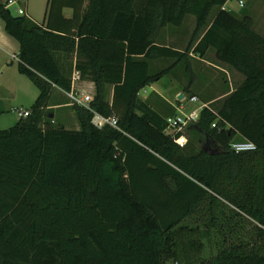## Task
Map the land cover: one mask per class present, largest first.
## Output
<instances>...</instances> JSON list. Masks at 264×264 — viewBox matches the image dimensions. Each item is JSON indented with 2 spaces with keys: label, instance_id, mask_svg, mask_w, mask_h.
Segmentation results:
<instances>
[{
  "label": "trees",
  "instance_id": "1",
  "mask_svg": "<svg viewBox=\"0 0 264 264\" xmlns=\"http://www.w3.org/2000/svg\"><path fill=\"white\" fill-rule=\"evenodd\" d=\"M227 1L47 0L38 23L0 0L17 70L38 89L0 130V264H264V35ZM187 16L185 48L157 43ZM190 52L241 80L179 146L139 92L175 68L191 79ZM157 58L168 64L152 71ZM74 72L94 84L88 107L67 100ZM55 106L79 128L56 123ZM243 140L255 148L235 152Z\"/></svg>",
  "mask_w": 264,
  "mask_h": 264
},
{
  "label": "rangeland",
  "instance_id": "2",
  "mask_svg": "<svg viewBox=\"0 0 264 264\" xmlns=\"http://www.w3.org/2000/svg\"><path fill=\"white\" fill-rule=\"evenodd\" d=\"M238 1L239 0H228V3H226L225 6L238 12L240 15H242L246 11L248 17L251 20L252 26L259 33L264 35V0H240L243 2L242 6L238 4ZM45 2L46 0H26V2L21 3L19 6L24 9L25 7L28 9V14H30V16H27H29L30 18H38V16H41L44 11ZM12 13L16 14L13 10ZM193 27L194 18L192 16H187L181 27L173 28L172 37H174V42H177L175 40H182L183 37H185L184 39H186V35H190ZM180 46L183 45L181 44ZM15 54H17V52H15ZM6 57L7 59L9 58L7 55ZM6 57L0 56V130L9 128L10 126L14 125L18 120L16 110L30 109L31 105L38 95V89L34 86L30 79L26 75L20 74L17 71V61L12 60L11 63L10 61L6 62ZM204 59L208 60L209 63L212 62L215 65L221 66L228 72V74H224V72H220V70L214 68L217 72L213 70L210 73V78L212 75H214L215 77L214 85L220 86V81L222 80L223 76L220 73H223L227 78V80H225L226 83H228L229 86L234 87V84L237 82L236 79L238 78L237 72L228 69L224 64H221L219 61H217L213 52H208ZM199 63H201L203 67L202 73H205L206 75L209 74L208 69L210 68V66H207L208 64L206 65L204 64V62ZM208 78V76L199 75V81L197 85L206 83L205 80ZM74 88L75 90H83L85 93L92 96L94 94V90L89 86H85V84L76 83ZM221 88L222 90H224V85ZM219 91L220 89H218V92ZM201 94L202 96H204L206 92H202ZM58 95L59 97H66L63 93H60ZM67 100L69 102L71 101L68 98ZM200 104L202 103L198 99V102L192 105L190 103V105L183 109L189 111L199 106ZM57 107L58 106H55V109H53L55 122L62 124L67 129H78L79 123L74 111L70 107ZM185 133L188 134V130H186ZM211 251L212 247H210L209 243L206 242L204 254L209 255Z\"/></svg>",
  "mask_w": 264,
  "mask_h": 264
},
{
  "label": "crops",
  "instance_id": "3",
  "mask_svg": "<svg viewBox=\"0 0 264 264\" xmlns=\"http://www.w3.org/2000/svg\"><path fill=\"white\" fill-rule=\"evenodd\" d=\"M47 2V0H46ZM46 2H45V8L41 16H38V18H33L34 21L40 23L44 20L45 16V9H46ZM228 3V1H227ZM24 12L28 14V9L25 7ZM62 13L66 16L69 17L72 13L71 8H63ZM177 30V29H176ZM172 32L173 29L170 30L168 27H164L163 29L160 30L157 43L163 44V45H172L175 47H178L179 49L185 48L187 41L189 39V36H187L186 39L185 37L182 38V40H175L177 41L176 43L174 42V37H172ZM183 46H180V45ZM15 52H18V43L11 38L3 28V22L0 19V56L6 57V55L9 57L7 59L6 57V62L10 61L12 62L11 55H16ZM189 57L191 58V70H192V77L191 79L188 78V74L183 67L181 68H175L172 70L167 71L160 79L157 81H154L148 86H145L142 88L139 92V97L141 100L146 101L148 105L155 110L158 114H160L162 117H169L171 114H173L175 111L176 113L178 112V109L185 108L190 103L184 101V98L187 97L188 95H196L199 101L202 104H208L216 99H219L224 96V91H231L233 87L229 86L228 83H226L225 80L227 78L225 77V73L228 74L227 70L223 69L221 66L215 65L214 63H209L208 60H205L204 58H199L197 55L193 53H189ZM17 61V60H15ZM199 62H204V64H208L207 67L209 74L202 73L203 67L202 64ZM168 63L164 61L161 58H157L154 60H151V70L152 71H159L162 70L166 67ZM212 66V67H211ZM213 68V69H212ZM220 70V73L222 74V80L220 81V86L222 87L224 85V90L219 85H214V75L211 76L210 78V73L211 71H216V69ZM18 71V70H17ZM217 72V71H216ZM238 74V73H237ZM199 75H205L208 76L209 78L205 80L206 83L203 84H198L199 81ZM236 79V78H235ZM241 80L240 74H238V78L236 79L237 82ZM85 84V86H89L94 90V84L90 81L87 80H81L77 79L74 80L73 84ZM208 83V84H207ZM220 87V88H219ZM218 89L220 91L218 92ZM210 91V92H209ZM202 92H206L204 96H202ZM211 93V94H209ZM179 94L183 95V98L180 100H177V96ZM111 94L109 95L110 98ZM194 103H191V105ZM68 109V108H67Z\"/></svg>",
  "mask_w": 264,
  "mask_h": 264
},
{
  "label": "built area",
  "instance_id": "4",
  "mask_svg": "<svg viewBox=\"0 0 264 264\" xmlns=\"http://www.w3.org/2000/svg\"><path fill=\"white\" fill-rule=\"evenodd\" d=\"M239 5H243L242 1H238ZM5 8L9 10H13L15 13L20 15H26L22 8L19 7L18 0H5ZM12 59L17 60L16 55H11ZM78 79V73L74 72L72 76V85L70 92L66 93L68 98L72 101V103L88 107L89 103L92 101L93 97L90 94L85 93L83 90H75L74 88V80ZM188 101L189 103H196L198 102V98L195 95L185 97L184 101ZM207 104H200L199 106L186 111L183 108L178 109V112L173 117H168L166 119L167 121V132L174 135L175 133H179L178 136H175V142L179 146H183L187 142V136L185 134L186 127L192 123L195 122L198 119L200 110L206 106ZM18 118H23L28 115V110H16ZM92 122L97 127H102L104 124L111 125L113 127H116V120L113 117H103L98 114H95ZM231 147L235 152H241V151H249L255 148L254 144L249 141H235L231 143Z\"/></svg>",
  "mask_w": 264,
  "mask_h": 264
},
{
  "label": "water",
  "instance_id": "5",
  "mask_svg": "<svg viewBox=\"0 0 264 264\" xmlns=\"http://www.w3.org/2000/svg\"><path fill=\"white\" fill-rule=\"evenodd\" d=\"M183 98V95L182 94H179L178 96H177V100H180V99H182Z\"/></svg>",
  "mask_w": 264,
  "mask_h": 264
}]
</instances>
